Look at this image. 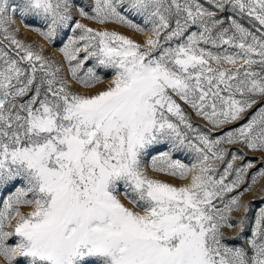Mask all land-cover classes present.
<instances>
[{"label":"snow or ice","instance_id":"snow-or-ice-1","mask_svg":"<svg viewBox=\"0 0 264 264\" xmlns=\"http://www.w3.org/2000/svg\"><path fill=\"white\" fill-rule=\"evenodd\" d=\"M261 180L264 0H0V264H264Z\"/></svg>","mask_w":264,"mask_h":264},{"label":"rangeland","instance_id":"rangeland-1","mask_svg":"<svg viewBox=\"0 0 264 264\" xmlns=\"http://www.w3.org/2000/svg\"><path fill=\"white\" fill-rule=\"evenodd\" d=\"M89 2H90V0H89ZM82 22L86 23V24H89V26L94 27V28L98 27L96 24H94L92 22H89V21H82ZM17 23L19 24V20H17ZM109 27H115L116 31H119V32H121V33H123L125 35L132 36L134 39H136L139 42H142L145 39V37L136 35L134 33H131L129 31H127L126 29H123V28H120V27H116V26H112V25H109ZM21 38L25 39L27 42H35L36 44H44L46 49H47V52H46L47 55L55 56L58 60L60 59V54L59 53L55 52L50 46L46 45L45 42L38 35H36L35 33L27 31L22 26H21ZM100 87H104V85H101ZM74 88L79 89V86L78 85H74ZM194 122L195 123H202V121H199V120H195ZM249 155H251V154H249ZM159 178L166 179V177H163V176H160ZM172 182L173 183H177V184L180 183L179 181H172ZM261 186H264V180H261L260 184L256 186V189L254 190V193L246 194L243 197V200L244 201H253V200H257L258 201L259 188ZM240 215H242V213L236 214L237 218ZM237 232H238V230L226 231V235L229 238H232V237H235L237 235ZM235 242L236 243H240V241H235Z\"/></svg>","mask_w":264,"mask_h":264}]
</instances>
